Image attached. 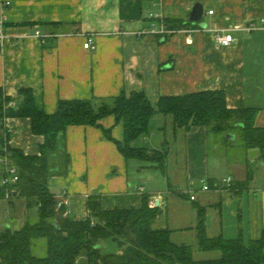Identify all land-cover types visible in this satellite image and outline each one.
<instances>
[{
	"label": "crops",
	"instance_id": "crops-1",
	"mask_svg": "<svg viewBox=\"0 0 264 264\" xmlns=\"http://www.w3.org/2000/svg\"><path fill=\"white\" fill-rule=\"evenodd\" d=\"M198 1L205 8L208 27L230 32L235 42L219 45L208 30L191 37L180 31L164 36L136 34L166 24L170 17L189 19ZM0 20L7 34L0 52V86L12 98L20 96L21 88H32L37 107L48 113L56 111L61 99L144 91L156 106L164 95L218 89L226 94L228 108L259 110L257 126L264 127V0H0ZM252 24L255 27L247 30ZM87 35L96 41L91 49L84 48ZM6 123L12 128V146L28 155L39 154L44 137L33 132L31 119L8 118ZM150 124L133 145L167 149L166 170L150 161L127 159L105 137L104 128L111 130L115 140L124 141V125L114 116L101 119V127L71 126L66 140L69 172L48 180L56 198L66 194L70 213L87 218L91 195L101 197L103 208L114 209L140 207L147 194L149 205L159 212L170 203L188 206L189 215L170 222L167 217L159 225L160 215L156 219V227L170 228L172 237L194 231L196 238L198 208L206 209L210 237L242 235L248 243L254 238L252 233L247 238L248 229H258L260 237L264 151L236 143L235 133L226 137L205 126L179 127L171 116L161 113ZM226 177L234 179L231 188L222 185ZM202 180L211 189L196 187L197 199L192 200L187 194L190 185ZM12 200L0 202L1 227L18 228L31 220L30 210L37 211L29 209L22 197ZM255 204L259 217L253 221Z\"/></svg>",
	"mask_w": 264,
	"mask_h": 264
},
{
	"label": "trees",
	"instance_id": "trees-1",
	"mask_svg": "<svg viewBox=\"0 0 264 264\" xmlns=\"http://www.w3.org/2000/svg\"><path fill=\"white\" fill-rule=\"evenodd\" d=\"M168 28L195 26L189 19L167 18ZM18 98H12L0 86V155L7 148L18 168L19 180L14 198L22 197L29 209L35 207L38 220H28L22 226H0V264H78L86 253L88 264H264V229L260 237L245 241L242 235L227 239L207 234L206 209L198 208L197 249L221 251L217 259L195 258L194 246L174 242L172 230L156 227L158 207L149 205L150 196L143 195L142 205L132 208L105 209L102 199L89 196L87 218H78L67 207L57 210L59 199L48 180L69 172L71 155L67 149V130L73 125L101 127V119L114 116L124 125V141L115 140L110 129L105 137L114 141L127 159L150 161L166 170L168 150L134 146L138 137L150 129L151 119L158 113L173 118L179 127L205 126L211 133L228 134L240 128L246 148L264 151V127L257 126L259 110L254 107L228 108L223 90H201L186 95L161 96L154 106L143 91L122 92L115 97L61 99L56 111L39 109L32 88L23 87ZM16 102L15 107L10 103ZM29 118L31 128L44 137L39 154H25L9 143L11 133L7 118ZM0 202L6 185H1ZM246 182L243 183V185ZM13 202L12 199H9ZM113 240L118 251L106 250L105 242ZM39 240L45 244L40 245ZM46 248L41 256L34 248Z\"/></svg>",
	"mask_w": 264,
	"mask_h": 264
},
{
	"label": "built area",
	"instance_id": "built-area-1",
	"mask_svg": "<svg viewBox=\"0 0 264 264\" xmlns=\"http://www.w3.org/2000/svg\"><path fill=\"white\" fill-rule=\"evenodd\" d=\"M209 13L212 15L214 13V10L209 11ZM151 16H157L151 14ZM255 26L254 24L249 25L246 27L247 30L253 29ZM201 30H208L212 33L213 37L215 38L216 42L219 45L222 46H228L229 44L235 42L236 38L230 33V32H225L223 30L217 29V28H202L200 25H190V26H184V28H181L179 30H173L171 28H168L166 24H162L161 26H156V28H151V29H142V31L136 32L138 36H142V34L146 33H151V34H159V35H166L170 34L171 32L175 31H180L184 34H187L189 37L193 36L194 34L198 33ZM36 35L39 37H43V35L40 33V31L36 32ZM7 39V34H6V28H4V22L0 20V41L3 42L4 40ZM84 43V48L86 49H91L95 47L96 41L94 40L92 35H87ZM16 102L12 101L10 103V106L15 107ZM7 118L5 119V125L6 128L8 129L9 133L12 132V128H10L7 123H6ZM4 153L0 155V167H1V172H2V177H1V185H6L7 189L5 192V196L3 199L9 200L13 199L15 194L17 193V182L19 180V171L18 168L14 165L12 162V157L10 156L7 148L4 149ZM222 185L224 188H231L232 185L234 184V179L230 177H226L222 179ZM211 189L210 185L208 183H204L202 188L200 190H209ZM197 191L193 188H190L188 191V195H190V198L192 200L197 199ZM58 205H57V210H59L62 206L67 207V212L69 211L68 206L70 205L69 198H67L66 194H63L60 196Z\"/></svg>",
	"mask_w": 264,
	"mask_h": 264
},
{
	"label": "rangeland",
	"instance_id": "rangeland-1",
	"mask_svg": "<svg viewBox=\"0 0 264 264\" xmlns=\"http://www.w3.org/2000/svg\"><path fill=\"white\" fill-rule=\"evenodd\" d=\"M205 20H206V18H205ZM230 133H233V134L235 133V135L237 136L236 143H242L243 142L242 141V139H243L242 132H241L240 128H234L232 130V132H230ZM228 135L229 134H226L225 136L227 137ZM205 182H206L205 180H202L199 183L195 181L194 185H190V187L193 188V189H195V190H197L196 187L198 188L200 185L203 186V184ZM182 184H184V183H182ZM173 195L178 196L182 200H185L186 199L185 198V195H183L182 193L175 192ZM236 202H234L232 204L235 206V203ZM190 206H191V208L193 207L192 204H190ZM257 206L258 205L255 204V207L256 208L254 209V211H253L254 214L252 215V218H253L252 220L253 221H254V219L258 220V217H259L258 216V207ZM224 208H225L226 214H230L229 213L230 212V208L228 206H224ZM189 213L190 212L188 210V206L187 207L186 206L184 207L183 205L178 206V204H176V203L175 204H173V203L171 204L170 203V205L168 206V209L167 210H165L164 207H161L160 212H159V215H160L161 220H159V222L156 223V224L159 225L161 223H164L167 220V217L169 218V222H170V221H172L174 219L176 220V218L178 216H183V215L186 216V215H189ZM28 214H31L29 216V218L31 219V221L32 220H34V221L35 220H38V218H39V214H37V211L36 210H30L28 212ZM227 219L229 220V217H227ZM248 221H249V219H248V216H247L246 217L247 224H249ZM257 230L255 229V231H251V229L250 230L248 229V231L246 233L247 238L250 237L249 235H251V233H252V235H253L254 238L255 237H258V236H256L257 235L256 234L257 233ZM172 238H173L174 242H178V243H180V242L181 243L182 242H186V244H189V245L192 244L194 246V252H195V258L196 259H200V260L217 259V258H220V256L222 255L221 251H205V252L199 251L197 249V241L198 240L195 238L194 231L177 232ZM39 241H40L39 242L40 245H44L45 244L44 240H39ZM106 242H107V246H106V250L107 251H112V252L118 251V247H117L116 243L113 240L108 239ZM45 250H46L45 246H44V248H42V247H40V248H38V247L34 248V252L37 255H41V256H43V255L46 254V251ZM87 259H88L87 258V255L82 253V256L80 257V261H79L78 264H88V260Z\"/></svg>",
	"mask_w": 264,
	"mask_h": 264
},
{
	"label": "water",
	"instance_id": "water-1",
	"mask_svg": "<svg viewBox=\"0 0 264 264\" xmlns=\"http://www.w3.org/2000/svg\"><path fill=\"white\" fill-rule=\"evenodd\" d=\"M204 15H205V8L203 4L198 1V3H196L193 6L192 11L190 12L189 20L198 26L200 25L202 28H207L208 25L204 21ZM2 49H3V43L0 41V52L2 51Z\"/></svg>",
	"mask_w": 264,
	"mask_h": 264
}]
</instances>
